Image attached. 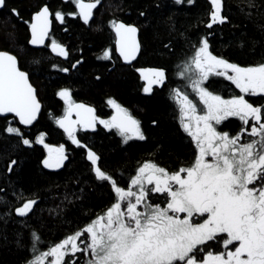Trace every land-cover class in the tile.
Listing matches in <instances>:
<instances>
[{
	"label": "snow or ice",
	"instance_id": "obj_1",
	"mask_svg": "<svg viewBox=\"0 0 264 264\" xmlns=\"http://www.w3.org/2000/svg\"><path fill=\"white\" fill-rule=\"evenodd\" d=\"M71 2L78 13L65 14L62 10L52 13L45 4L32 15L31 22L24 21L15 8L11 14L29 25V44L50 46L53 53L67 59L66 47L50 36L49 17L54 15L56 21L64 23L65 15L75 18L78 14L84 24H89L93 9L101 0ZM174 3L192 5L195 0H174ZM209 3L207 28L229 22L222 15L225 0H209ZM4 7L6 0H0V9ZM235 7L264 36V23L260 22L264 20V0H238ZM110 24L115 32L116 51L125 62L131 63L141 47L137 41L139 29L115 19ZM46 40H50V45L45 44ZM248 43L255 46L258 42L249 38ZM163 46L172 48L170 42ZM244 46L245 42L241 41L240 47ZM98 59L110 60L111 49L104 50ZM80 63L76 61L72 67ZM53 68L69 71L57 65ZM138 71L146 81L144 93H152L154 86L164 88L170 79L165 68ZM212 77L231 82L241 95L225 98L210 91L206 85ZM172 78L186 82L182 87L169 89V100L180 128L194 144L193 161L173 171L156 162H144L125 186L98 166L99 155L82 144L76 128L79 125L83 130H95L98 121L107 129H116L127 143L146 139L140 122L114 99L107 103L116 114L105 120L99 119L92 107L74 102L68 89L57 93L66 107L60 118H54L51 112L49 117L54 118V123L63 129L72 144L86 149L94 178L109 184L113 202L83 229L47 246V250H43L45 242L36 231H29L28 244L24 243L22 233L17 232L15 246L28 249L31 254L25 264H45V261L79 264L81 258L84 264H264V105L254 106L245 98L264 96V62L247 67L229 62L214 55L208 38L203 37L194 46L191 58L174 67ZM41 108L37 89L30 82L29 74L19 67L18 57L0 50V116L14 114L20 125L30 126L37 120ZM73 111L75 120L71 119ZM229 118H238L241 122L236 134L220 130ZM4 132L19 137L25 146L44 144V133L32 141L19 127L11 126V121ZM44 147L48 149L44 167H63L68 159L64 145L52 148L44 144ZM16 165L17 160L9 159L6 174L10 175ZM6 192L0 186V194ZM8 194L21 202L9 207L11 201L0 195V205L4 206L0 212V243L8 242L3 225L15 216L20 218L17 223L28 228L26 220L39 203L35 198L25 199L22 191L13 190Z\"/></svg>",
	"mask_w": 264,
	"mask_h": 264
},
{
	"label": "trees",
	"instance_id": "obj_2",
	"mask_svg": "<svg viewBox=\"0 0 264 264\" xmlns=\"http://www.w3.org/2000/svg\"><path fill=\"white\" fill-rule=\"evenodd\" d=\"M237 3L238 0H225L222 15L227 16L229 22L214 24L211 29L206 26L210 22L209 0H195L192 5H176L174 0H101L93 10L89 24H84L78 14L75 18L65 15L64 23L56 21L53 15L50 36L68 50L69 56L65 59L53 53L50 46H31L28 43L29 25L13 16L11 10H19L23 20L31 22L32 15L45 4L52 13L57 10L65 14L78 13L71 0L67 3L64 0H6V7L0 9V50L10 51L18 57L20 67L29 73L37 89L42 111L30 126L20 125L13 115L0 116V186L7 189L0 195L11 201L9 207L21 202L8 194L13 190L22 191L25 199L39 201L26 220L28 228L17 223L20 218L15 216L3 225L8 242L0 243V264H25L30 258L28 249L15 246L17 232L22 233L24 243L28 244L29 231H36L45 242L43 250H47V246L83 229L113 202L109 184L94 178L92 166L86 159V149L72 144L67 134L54 123V118H60L66 107L57 95L60 90L68 89L74 102L91 104L97 116L102 118L114 113L107 103L114 99L140 122L146 139H133L127 143L116 129H107L98 121L94 131L76 129L82 144L99 155L98 166L112 174L120 185H127L130 176L144 162H156L173 171L193 161L194 144L180 128L169 100V89L186 83L172 78L173 69L191 58L194 46L203 37L208 38L214 55L229 62L242 67L264 62V36L240 15L235 7ZM141 12L145 15L141 16ZM114 19L134 24L139 29L141 51L132 64H125L116 52V37L110 24ZM260 22L264 23V20ZM249 38L258 43L253 46L248 43ZM241 41L245 42L244 47H240ZM169 42L171 50L163 46ZM46 45H50V40ZM106 49H111V59H98ZM76 61L82 63L73 68ZM53 65L69 71H58ZM159 68L167 69L168 84L164 88L154 86L152 93H144L145 80L138 70ZM206 86L225 98L241 95L231 82L221 77H212ZM245 98L254 106L264 105V96ZM49 112L54 118L49 117ZM9 121L32 141L44 133L47 145H64L68 159L63 167L45 168L43 161L47 148L35 143L31 147L25 146L19 142V137L5 133ZM153 121L157 123L153 124ZM240 128L238 118H229L220 130L236 134ZM9 159L17 160L10 175L5 172ZM2 211L4 206L0 205ZM79 264H84L83 258Z\"/></svg>",
	"mask_w": 264,
	"mask_h": 264
},
{
	"label": "water",
	"instance_id": "obj_3",
	"mask_svg": "<svg viewBox=\"0 0 264 264\" xmlns=\"http://www.w3.org/2000/svg\"><path fill=\"white\" fill-rule=\"evenodd\" d=\"M85 2L87 3V2H94V1H86L85 0ZM49 6V5H48ZM50 8V7H49ZM94 10V9H93ZM52 17L53 16H50L49 18H50V20L51 21H53L52 20ZM120 21V20H119ZM125 24H129V23H125ZM130 25H134V24H130ZM137 27V26H136ZM52 28H53V26H52V23H51V26H50V32L52 31ZM138 28V27H137ZM139 32V31H138ZM115 33V32H114ZM30 38H31V32H30ZM137 41L139 42V44H140V41H139V33H137ZM48 42V40H46V42H45V44ZM115 45H116V43H115ZM31 46H33V45H31ZM140 46H141V44H140ZM33 47H35V48H39V47H42V46H33ZM7 51V50H6ZM140 51H141V47H140ZM140 51H139V53L137 54V57H136V59L135 60H133V61H131V63H127V62H125L124 60H123V58L119 55V53L117 52V54H118V56H120V58L122 59V61L125 63V64H132L134 61H136L137 59H138V57H139V54H140ZM9 53H11V54H13L12 52H10V51H8ZM19 67H20V63H19ZM21 68V67H20ZM21 70H23L22 68H21ZM24 71V70H23ZM25 72H27V71H25ZM28 73V72H27ZM29 74V73H28ZM30 78V77H29ZM30 82H31V80H30ZM32 83V82H31ZM33 84V83H32ZM33 86H34V84H33ZM35 87V86H34ZM36 88V87H35ZM39 99V98H38ZM76 103H82V104H84L85 106H89V107H92L93 109H94V113H95V115L97 116V112L95 111V108L91 105V104H89V103H87V102H82V101H76ZM41 105H42V103H41ZM41 111H42V108H41ZM41 113V112H40ZM116 113H113L111 116H110V118L113 116V115H115ZM9 115H13L14 116V114H7L6 116H9ZM40 115L41 114H39L38 115V118L40 117ZM38 118H37V120H38ZM71 119H73V120H75V119H77V117H76V114H75V111H73V114H72V117H71ZM97 124L98 123H96V125H95V129L97 128ZM78 127H80L79 125L77 126V128ZM76 128V129H77ZM63 130V129H62ZM88 130H91V131H94V130H92V129H88Z\"/></svg>",
	"mask_w": 264,
	"mask_h": 264
},
{
	"label": "rangeland",
	"instance_id": "obj_4",
	"mask_svg": "<svg viewBox=\"0 0 264 264\" xmlns=\"http://www.w3.org/2000/svg\"><path fill=\"white\" fill-rule=\"evenodd\" d=\"M141 70H147V69H141ZM145 86H146V81H145ZM76 102V101H75ZM112 111L114 112V113H116V110L112 107ZM111 116V115H110ZM110 116L108 117V118H102V117H98L99 119H105V120H108V119H110ZM18 119V118H17ZM44 144H46L45 143V139H44ZM44 144H42V145H44ZM50 147H52V148H58L59 146H50ZM64 149H65V147H64ZM47 151H48V149H47ZM48 157V153H47V156H46V158ZM78 243H79V241H78ZM67 257V256H66ZM65 257V258H66ZM49 259H52V258H49ZM45 264H47V261H45Z\"/></svg>",
	"mask_w": 264,
	"mask_h": 264
},
{
	"label": "flooded vegetation",
	"instance_id": "obj_5",
	"mask_svg": "<svg viewBox=\"0 0 264 264\" xmlns=\"http://www.w3.org/2000/svg\"><path fill=\"white\" fill-rule=\"evenodd\" d=\"M64 1H65V0H64ZM50 10H51V8H50ZM37 11H38V10H37ZM51 12H52V11H51ZM52 20H53V17H52ZM52 24H53V21H52ZM50 33H51V32H50ZM48 41H49V40H48ZM47 43H48V42H47ZM97 117H98V116H97ZM78 128H79V127H78ZM78 128H77V129H78Z\"/></svg>",
	"mask_w": 264,
	"mask_h": 264
}]
</instances>
